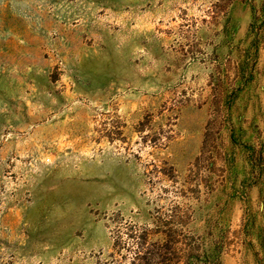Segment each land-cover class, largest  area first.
<instances>
[{
    "label": "rangeland",
    "instance_id": "obj_1",
    "mask_svg": "<svg viewBox=\"0 0 264 264\" xmlns=\"http://www.w3.org/2000/svg\"><path fill=\"white\" fill-rule=\"evenodd\" d=\"M159 230L264 264V0H0V264Z\"/></svg>",
    "mask_w": 264,
    "mask_h": 264
},
{
    "label": "trees",
    "instance_id": "obj_2",
    "mask_svg": "<svg viewBox=\"0 0 264 264\" xmlns=\"http://www.w3.org/2000/svg\"><path fill=\"white\" fill-rule=\"evenodd\" d=\"M159 238L145 251L137 255L131 264H217L216 258L210 252L208 255L205 251L198 253L196 251L202 246L201 243L188 245L184 253H180L181 248L177 247L179 240L173 234L174 231L159 230ZM145 235L140 237L139 245L142 247L146 243Z\"/></svg>",
    "mask_w": 264,
    "mask_h": 264
}]
</instances>
